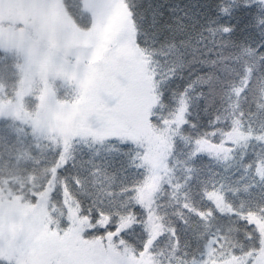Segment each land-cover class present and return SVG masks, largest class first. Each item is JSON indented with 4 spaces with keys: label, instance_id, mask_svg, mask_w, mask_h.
Instances as JSON below:
<instances>
[{
    "label": "snow or ice",
    "instance_id": "1",
    "mask_svg": "<svg viewBox=\"0 0 264 264\" xmlns=\"http://www.w3.org/2000/svg\"><path fill=\"white\" fill-rule=\"evenodd\" d=\"M25 7L74 118L33 124L39 185L0 188V264H264V0H75L72 41Z\"/></svg>",
    "mask_w": 264,
    "mask_h": 264
},
{
    "label": "rangeland",
    "instance_id": "2",
    "mask_svg": "<svg viewBox=\"0 0 264 264\" xmlns=\"http://www.w3.org/2000/svg\"><path fill=\"white\" fill-rule=\"evenodd\" d=\"M26 3L27 0H0V48L16 51L19 58H23L20 66L21 88L13 102L0 104V118L16 117L30 126L36 124L42 130H47L50 125H56L66 132L74 117L53 107L56 97L53 84L55 80L74 82L75 76H69L65 71V62L55 59L51 51L40 48L25 51L24 43L20 39L22 33L16 30V25L27 13ZM54 3L58 10L47 17L52 31L64 40H74L79 29L68 15L64 0H54ZM107 32L108 29L105 30V35ZM32 91L37 93L39 101L36 116L28 114L25 110L27 98ZM17 207L19 208V202Z\"/></svg>",
    "mask_w": 264,
    "mask_h": 264
},
{
    "label": "trees",
    "instance_id": "3",
    "mask_svg": "<svg viewBox=\"0 0 264 264\" xmlns=\"http://www.w3.org/2000/svg\"><path fill=\"white\" fill-rule=\"evenodd\" d=\"M74 4L75 0H64L65 9L71 18L75 11ZM22 62L23 58H19L16 51L0 48V70L5 65H15L14 71L11 67L0 71V104L13 102L18 95L22 85ZM70 83L55 80V96L69 87ZM38 106V95L32 91L27 98L25 110L36 116ZM31 129L32 126L19 118H0V188L5 191L22 190L32 184L39 185L43 180V160L52 147V142L47 136H36ZM193 246L195 247V241Z\"/></svg>",
    "mask_w": 264,
    "mask_h": 264
}]
</instances>
